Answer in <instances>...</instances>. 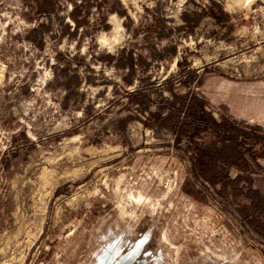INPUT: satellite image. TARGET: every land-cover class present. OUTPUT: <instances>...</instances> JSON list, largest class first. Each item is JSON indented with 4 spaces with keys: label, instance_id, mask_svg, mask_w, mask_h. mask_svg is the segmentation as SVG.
I'll return each mask as SVG.
<instances>
[{
    "label": "rangeland",
    "instance_id": "374dc122",
    "mask_svg": "<svg viewBox=\"0 0 264 264\" xmlns=\"http://www.w3.org/2000/svg\"><path fill=\"white\" fill-rule=\"evenodd\" d=\"M49 1L0 0V264H264V0ZM173 92L228 121L237 194Z\"/></svg>",
    "mask_w": 264,
    "mask_h": 264
},
{
    "label": "trees",
    "instance_id": "16d2710c",
    "mask_svg": "<svg viewBox=\"0 0 264 264\" xmlns=\"http://www.w3.org/2000/svg\"><path fill=\"white\" fill-rule=\"evenodd\" d=\"M50 3V1L48 0ZM48 3V4H49ZM79 10L78 12H80ZM32 37V36H30ZM117 63L119 66L128 67L133 70V62L131 54H117ZM126 82L131 83L132 78L126 77ZM137 96L140 97V109L151 110V99L148 91L141 89L137 90ZM169 109L165 118L162 119V125L172 128L176 131L179 140L181 137L187 136L188 145H192L195 149V161L193 169L196 173L210 179L212 183L217 184L221 179V187L224 190H230L237 194L241 191L239 186V177L232 179L227 174V167L224 163L228 161V128L230 125L228 121L217 119L211 111L206 109V101L202 99L197 93L179 94L173 92V99L169 101ZM161 109V108H159ZM152 113V112H150ZM214 131L215 140L205 142H195L197 136L204 132ZM233 147V154L241 157V143L235 138Z\"/></svg>",
    "mask_w": 264,
    "mask_h": 264
},
{
    "label": "snow or ice",
    "instance_id": "6c2138e0",
    "mask_svg": "<svg viewBox=\"0 0 264 264\" xmlns=\"http://www.w3.org/2000/svg\"><path fill=\"white\" fill-rule=\"evenodd\" d=\"M141 243H143V241H141Z\"/></svg>",
    "mask_w": 264,
    "mask_h": 264
}]
</instances>
